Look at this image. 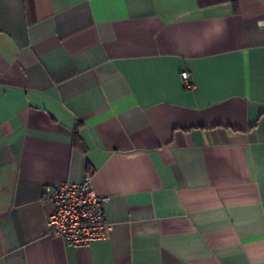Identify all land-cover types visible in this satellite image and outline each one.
Listing matches in <instances>:
<instances>
[{
    "label": "crops",
    "instance_id": "obj_1",
    "mask_svg": "<svg viewBox=\"0 0 264 264\" xmlns=\"http://www.w3.org/2000/svg\"><path fill=\"white\" fill-rule=\"evenodd\" d=\"M86 173L73 247L43 195ZM0 264H264V0H0Z\"/></svg>",
    "mask_w": 264,
    "mask_h": 264
},
{
    "label": "built area",
    "instance_id": "obj_2",
    "mask_svg": "<svg viewBox=\"0 0 264 264\" xmlns=\"http://www.w3.org/2000/svg\"><path fill=\"white\" fill-rule=\"evenodd\" d=\"M180 76L185 88L193 87L186 71ZM43 199L51 205L46 233L66 245L89 247L94 241L104 239L110 230L104 215L108 197L95 193L90 173L80 181H60L44 192Z\"/></svg>",
    "mask_w": 264,
    "mask_h": 264
}]
</instances>
